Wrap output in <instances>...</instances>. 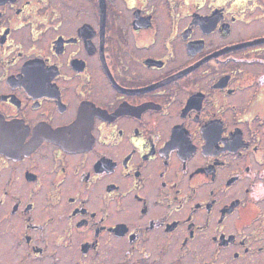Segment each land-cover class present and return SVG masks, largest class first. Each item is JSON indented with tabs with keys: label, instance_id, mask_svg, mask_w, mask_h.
I'll list each match as a JSON object with an SVG mask.
<instances>
[{
	"label": "flooded vegetation",
	"instance_id": "obj_1",
	"mask_svg": "<svg viewBox=\"0 0 264 264\" xmlns=\"http://www.w3.org/2000/svg\"><path fill=\"white\" fill-rule=\"evenodd\" d=\"M4 242L264 264V0H0Z\"/></svg>",
	"mask_w": 264,
	"mask_h": 264
},
{
	"label": "rangeland",
	"instance_id": "obj_2",
	"mask_svg": "<svg viewBox=\"0 0 264 264\" xmlns=\"http://www.w3.org/2000/svg\"><path fill=\"white\" fill-rule=\"evenodd\" d=\"M21 248H14V245L12 242H4L0 244V264H20L21 262ZM73 258H69L67 260H59L57 264H73L72 261ZM120 257H115L114 259L108 260L105 262V264H123V262L120 260ZM52 259L49 260H43V261H30L28 260L27 264H52L50 263ZM131 264H138V263H132ZM161 264H167V260L161 263Z\"/></svg>",
	"mask_w": 264,
	"mask_h": 264
}]
</instances>
